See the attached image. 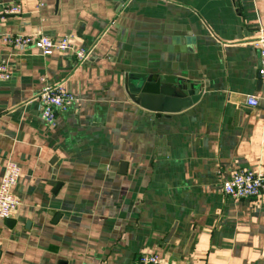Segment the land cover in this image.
Instances as JSON below:
<instances>
[{"label": "crops", "instance_id": "1", "mask_svg": "<svg viewBox=\"0 0 264 264\" xmlns=\"http://www.w3.org/2000/svg\"><path fill=\"white\" fill-rule=\"evenodd\" d=\"M38 1L0 0V57L12 70L0 81V177L7 159L20 166L15 224L0 218V264H138L140 253L264 264V199L222 191L234 171H264L254 44L264 0ZM11 3L22 12L2 19ZM18 32L68 34L88 55L4 43ZM129 72L185 77L202 85L200 98L151 112L126 93ZM41 77L77 99L51 125L34 100Z\"/></svg>", "mask_w": 264, "mask_h": 264}, {"label": "built area", "instance_id": "2", "mask_svg": "<svg viewBox=\"0 0 264 264\" xmlns=\"http://www.w3.org/2000/svg\"><path fill=\"white\" fill-rule=\"evenodd\" d=\"M44 0L38 1V6H42ZM22 12L18 3L7 4L2 8V19L6 15H17ZM4 43L17 47L35 48L43 55H51L57 52H70L75 55L77 61L82 62L86 59L88 51L82 46H76L68 34H64L57 39L50 38L44 34L31 33H12L3 36ZM258 47V75L264 82V28L259 30V34L254 41ZM12 73L9 64L0 57V81H6ZM44 82L34 100L37 102L41 117L46 124L51 125L56 120L58 113L67 111L76 102V96L68 91L64 84H52L41 77ZM260 97L249 95L246 104L251 107L259 105ZM20 178V166L12 160L7 159L4 163L0 177V218L13 217L19 205V199L14 193V188ZM222 191L233 199H264V171L250 168L239 169L230 174L222 181ZM138 264H173L166 263L156 253H140L136 258ZM191 264V263H183Z\"/></svg>", "mask_w": 264, "mask_h": 264}, {"label": "water", "instance_id": "3", "mask_svg": "<svg viewBox=\"0 0 264 264\" xmlns=\"http://www.w3.org/2000/svg\"><path fill=\"white\" fill-rule=\"evenodd\" d=\"M201 84L189 81L176 74L126 73L125 90L130 99L151 112H179L193 105L200 98ZM126 162L120 163V173H124ZM59 185V184H58ZM57 185V187H58ZM9 227L15 218H5ZM172 231L167 238L171 236Z\"/></svg>", "mask_w": 264, "mask_h": 264}]
</instances>
